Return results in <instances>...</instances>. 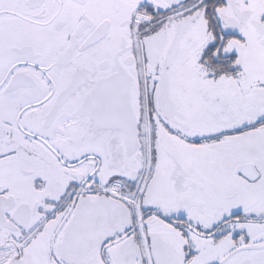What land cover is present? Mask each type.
<instances>
[{"label":"snow or ice","instance_id":"6c2138e0","mask_svg":"<svg viewBox=\"0 0 264 264\" xmlns=\"http://www.w3.org/2000/svg\"><path fill=\"white\" fill-rule=\"evenodd\" d=\"M0 264H264V0H0Z\"/></svg>","mask_w":264,"mask_h":264}]
</instances>
